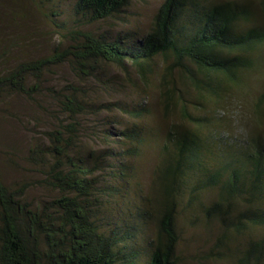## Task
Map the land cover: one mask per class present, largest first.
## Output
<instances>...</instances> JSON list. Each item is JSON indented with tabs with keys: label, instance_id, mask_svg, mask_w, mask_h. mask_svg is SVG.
<instances>
[{
	"label": "trees",
	"instance_id": "trees-1",
	"mask_svg": "<svg viewBox=\"0 0 264 264\" xmlns=\"http://www.w3.org/2000/svg\"><path fill=\"white\" fill-rule=\"evenodd\" d=\"M259 1L264 8V0ZM129 2L76 0L74 13L79 29L72 31L71 43L1 75L0 91L6 88L30 95L31 91L41 88L47 69L64 63H68L74 76L81 80L97 76L100 64L107 63L123 71L134 68L140 80L147 82L156 60L162 57L169 75L178 68L203 91L201 93L218 98L224 89L217 80L222 84L238 83L237 72L249 70L254 64L247 54L264 45L261 27L241 26L242 22H252L253 12L239 0H164L150 30L134 39L129 35L108 37L82 29L119 14ZM192 66L199 74L193 72ZM30 78L35 80L32 87L28 85ZM170 83H173L171 79L164 82L167 107L177 101L181 104L182 98ZM82 96L79 88L68 85L57 97L61 110L71 116L82 114L88 103ZM181 111L184 117L196 121L197 127H213L211 119L192 116L185 103L181 104ZM125 112L140 118L149 109L139 105ZM72 123L48 132L50 143L46 145V152L36 146L31 153L33 161L43 169L41 185L58 196L33 203L24 198L29 188L27 183L16 187L0 183V264H141L140 249L133 248L135 234L123 235L119 228L110 227L112 221L108 228L98 221L101 199L121 198V190L110 186L105 178L100 179L93 153L81 156L75 152L78 130ZM174 129L165 142L166 150L170 144L173 146V154L158 174L166 199L159 211L157 233L150 241L144 264L176 263L179 243L176 210L182 187L198 177L194 175L199 167L206 169L204 153L212 146L213 139H217L211 133L202 138L196 132ZM116 131L117 145L121 144L125 157L140 154L146 141L142 125L134 124ZM245 146L241 153L247 156L246 161L241 163L233 157L222 160L218 170H206L199 186L201 189L220 187L219 199L208 206L203 204L202 210L225 227L219 239L221 244L229 243L234 234L231 231L242 234L246 230L264 228V138L252 136ZM91 160H94L92 165ZM243 196H246L243 207L231 200ZM133 227L136 229L135 225ZM241 253L242 264H264V235L252 239Z\"/></svg>",
	"mask_w": 264,
	"mask_h": 264
},
{
	"label": "rangeland",
	"instance_id": "rangeland-1",
	"mask_svg": "<svg viewBox=\"0 0 264 264\" xmlns=\"http://www.w3.org/2000/svg\"><path fill=\"white\" fill-rule=\"evenodd\" d=\"M75 1L0 0V76L23 62L46 57L55 49L67 47L72 40V31L79 29L74 13ZM163 1L130 0L119 14L87 24L82 29L108 37H140L150 30ZM239 1L246 3L253 12L252 22H242L241 26H259L264 30V8L260 1ZM247 56L254 64L249 70L237 72L238 83L222 84L220 79L217 80L219 87L224 89L218 98L201 93L203 91L186 79L178 68L171 70L169 75L162 57L156 60L154 72L147 82L140 80L134 68L123 71L107 63L100 64L97 76L81 80L74 76L70 65L64 63L47 69L41 88L31 91L30 95L6 88L1 90L0 183L9 187L27 183L29 188L24 198L33 203L58 196L52 189L41 185L43 169L33 161L31 153L36 146L46 152V145L50 143L48 132L60 130L62 125L73 122L78 130L75 152L81 156L93 153L100 179L105 178L110 186L121 190V198L114 200L117 196L112 197L113 201L101 199L98 221L106 228L112 221L110 227L119 228L123 235L128 233L131 237L134 233L133 248L140 249V263L144 264L150 241L157 233L159 211L166 199L158 174L173 154L171 144L165 149L167 138L176 130L174 128L196 132L202 138L211 133L217 139H213L212 146L204 153L206 169L199 167L194 175L198 177L182 187L176 210L179 243L175 264H242L241 251L252 239L261 238L264 228L246 230L242 234L231 231L234 234L229 243L221 244L219 239L225 227L216 217L210 218L202 210L219 199L220 187L201 189L199 186L203 174L218 170L222 160L233 157L241 163L246 161L247 156L241 152L252 136L264 138V45ZM192 70L199 74L195 67ZM166 79L173 81L169 86L176 87V94L182 97L181 104H186L189 113L211 119L213 127H197L196 121L183 116L178 101L166 106ZM28 85L34 86L35 80L30 78ZM68 85L79 88L82 99L88 102L80 115H68L60 108L57 97ZM139 105L146 106L149 112L140 118L125 112ZM134 124L144 127L146 141L140 154L125 157L121 144L117 145L119 137L115 138V130L118 133ZM93 162L91 160V165ZM245 197L231 200L243 207Z\"/></svg>",
	"mask_w": 264,
	"mask_h": 264
}]
</instances>
